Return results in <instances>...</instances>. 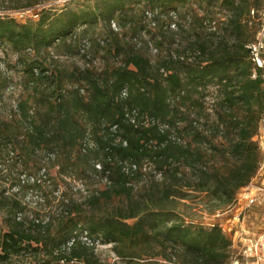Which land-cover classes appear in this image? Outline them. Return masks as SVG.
Returning <instances> with one entry per match:
<instances>
[{
  "label": "trees",
  "instance_id": "trees-1",
  "mask_svg": "<svg viewBox=\"0 0 264 264\" xmlns=\"http://www.w3.org/2000/svg\"><path fill=\"white\" fill-rule=\"evenodd\" d=\"M42 2L0 0V264H110L80 239L67 246L82 230L126 264H230L231 236L180 206L224 211L258 173L264 77L248 45L264 29L263 0ZM13 9L32 13L19 21ZM76 55L81 64L62 59ZM53 166L100 184L48 207Z\"/></svg>",
  "mask_w": 264,
  "mask_h": 264
},
{
  "label": "rangeland",
  "instance_id": "rangeland-1",
  "mask_svg": "<svg viewBox=\"0 0 264 264\" xmlns=\"http://www.w3.org/2000/svg\"><path fill=\"white\" fill-rule=\"evenodd\" d=\"M65 1L67 0H43L42 4L58 7ZM7 13L19 21H25L32 11L30 9H13L7 10ZM123 29L126 32L131 31L130 28ZM97 32L103 37L106 35L104 29L101 27L97 29ZM175 44L179 46L184 45L185 39H181L179 42L176 41ZM159 50L158 48V52ZM149 53L152 55V58L155 57V54L150 51ZM9 58L14 61L15 56L9 55ZM62 59H64L65 63L73 61L81 64L83 61V58L79 55H76L74 58L62 56ZM17 93L18 88L14 89L11 87L5 93L8 96L7 100L11 101L12 98L17 96ZM254 139L260 147L262 161L258 173L247 186L240 189L233 205L224 211L214 214H208L200 205L193 204L191 207L180 206L182 209L181 213L187 221L192 220L203 224L218 223L231 236L235 254L230 264H264V118ZM48 175L49 181L53 183H50L44 190L45 203L46 205L48 204V207L51 206L52 208H55L62 193H66V196L72 197L75 201H80L89 190L94 189L100 184L98 179L92 175L84 178L77 177V174L60 175L56 166L50 168ZM33 197L37 198L36 195ZM26 199H28V196ZM5 227L4 213L0 210V228ZM99 250L109 255V248H100ZM105 261H107V258Z\"/></svg>",
  "mask_w": 264,
  "mask_h": 264
},
{
  "label": "built area",
  "instance_id": "built-area-1",
  "mask_svg": "<svg viewBox=\"0 0 264 264\" xmlns=\"http://www.w3.org/2000/svg\"><path fill=\"white\" fill-rule=\"evenodd\" d=\"M263 19H264V0H263ZM145 14L146 16L151 19L154 17L155 14H157V11H152L150 9H146L145 11ZM173 17H175V12L172 11L170 13ZM102 23H99V25H101ZM151 25L154 26L155 25V22H153V20L151 21ZM110 27L114 30H120V27L118 26L117 22L115 20H111L110 21ZM170 27L173 28V29H176V24L175 22H172L170 24ZM211 28H215V21H212L211 22V25H210ZM142 36L145 40H147V44H148V49L151 53L153 54H156L158 52V48L157 46H155L153 44V42L150 40L148 34L143 31L142 32ZM128 38V37H127ZM130 38V37H129ZM101 43H104V39L103 38H100L99 39ZM131 40L133 42H135L137 45H140V41L137 37H133L131 38ZM89 46V43L88 41L86 40H82V45H81V48H80V52L82 53H85L86 52V48ZM248 47L250 48V56H251V59L252 61L254 62V64L257 66V67H260L262 69V74H263V77H264V29L262 32L259 33L256 41H254L253 43H250L248 45ZM99 63L100 62H96ZM113 63L115 65H120L122 64L121 62V59L119 57H115L113 59ZM121 95L122 96H126V89H123L122 92H121ZM206 100V105L208 107V109L210 110V107H211V103L213 102V97L211 95H208L206 96L205 98ZM127 117L129 118V120L132 122V123H136L137 122V111L136 109H131V111H128L126 113ZM142 123H144L145 125H148L149 122L144 120L142 121ZM115 127V126H114ZM113 127V128H114ZM99 167V165H97ZM160 174L158 173L157 176H159ZM77 239H80L81 241H83L84 243L88 244V245H93L94 246V249L97 253H99L101 259L103 261L106 260L107 258V261H109V263H117V264H126L123 260H121L115 253L114 251L112 250V243L111 242H107V243H103V242H100L99 240H94L92 239L89 234L87 233L86 230H82L80 232H74V234L69 238V240L67 241V246H70L75 240ZM100 248H109L110 251H108V254L109 255H106L104 254L103 251H100L99 249ZM112 257H111V256ZM109 257V258H108Z\"/></svg>",
  "mask_w": 264,
  "mask_h": 264
}]
</instances>
